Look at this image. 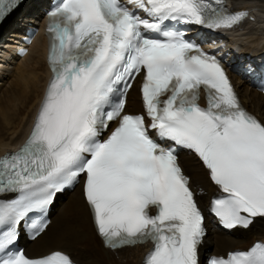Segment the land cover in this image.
<instances>
[{
  "label": "snow or ice",
  "instance_id": "obj_1",
  "mask_svg": "<svg viewBox=\"0 0 264 264\" xmlns=\"http://www.w3.org/2000/svg\"><path fill=\"white\" fill-rule=\"evenodd\" d=\"M18 5L0 0V19ZM47 15L51 78L26 140L0 155V264H76L15 245L22 227L33 239L46 231V213L81 177L105 248L150 243L143 264H200L204 215L180 150L219 190L209 210L222 227L264 219V119L242 106L220 58L171 27L231 30L246 11L224 0H58ZM138 78L143 111L132 113ZM207 264H264V240Z\"/></svg>",
  "mask_w": 264,
  "mask_h": 264
},
{
  "label": "bare ground",
  "instance_id": "obj_2",
  "mask_svg": "<svg viewBox=\"0 0 264 264\" xmlns=\"http://www.w3.org/2000/svg\"><path fill=\"white\" fill-rule=\"evenodd\" d=\"M236 8H249L253 19L245 23L241 32L247 31V44L243 49L254 59L264 52V0H232ZM44 0H28L16 16L0 27V155L15 150L29 132L44 87L49 78L46 66V41L38 34L27 47L22 58L9 53L12 41L25 26L29 14H38L46 8ZM12 20V21H11ZM11 21V22H10ZM24 25V26H23ZM249 28V30H247ZM236 36V35H233ZM243 36V35H242ZM235 38V37H234ZM3 40V41H2ZM245 53H242L244 55ZM245 57V55H244ZM248 62V61H247ZM11 76V78H9ZM235 80H239L235 77ZM244 80V79H243ZM140 78L127 98V110L140 111ZM243 105L258 118L264 119V95L254 90L249 83L238 84ZM180 163L191 177L193 188L201 193L198 202L206 205L215 189L207 173L194 155L182 152ZM48 228L31 243H23L29 256L37 257L51 250L69 253L76 264H141L145 247L136 246L117 251L103 247L97 237L91 215L82 197L81 183L71 192L58 196L50 213ZM208 234L201 250L206 255H223L227 251L247 248L258 239L264 240V219H257L246 230L233 229L231 232L217 230L206 220Z\"/></svg>",
  "mask_w": 264,
  "mask_h": 264
},
{
  "label": "rangeland",
  "instance_id": "obj_3",
  "mask_svg": "<svg viewBox=\"0 0 264 264\" xmlns=\"http://www.w3.org/2000/svg\"><path fill=\"white\" fill-rule=\"evenodd\" d=\"M247 30H249V28H248ZM246 34H247V31H245V32H240V35H237V36H239L237 40H238L239 42H243V43L247 44L246 42H247L248 40H247V37L245 36ZM242 35H243V36H242ZM13 43H14V41H12L11 44H13ZM0 49H1V48H0ZM2 57H3V55L0 54V65L3 64V61L1 60ZM9 78H11V76H10ZM0 82H2V81H0ZM0 86H1V84H0Z\"/></svg>",
  "mask_w": 264,
  "mask_h": 264
}]
</instances>
